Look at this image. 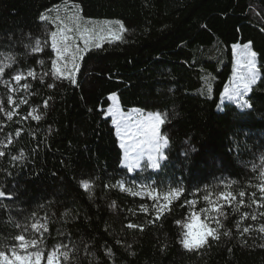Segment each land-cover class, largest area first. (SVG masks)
<instances>
[{
  "label": "trees",
  "instance_id": "1",
  "mask_svg": "<svg viewBox=\"0 0 264 264\" xmlns=\"http://www.w3.org/2000/svg\"><path fill=\"white\" fill-rule=\"evenodd\" d=\"M65 6L84 23L111 19L124 27L118 39L82 53L76 83L68 73L52 72L56 27L50 16ZM245 43L258 61L259 80L246 98L252 107L229 102L221 110L233 47ZM0 64L8 65L0 75V151L6 153L0 157L6 194L0 197V241L11 242L25 226L32 233L37 222L48 227L46 249L66 246L69 257L61 256V264H264V194L258 188L264 172V0H0ZM89 64L107 68L94 102L82 90ZM16 74L27 79L17 83ZM112 95L124 112L166 115L160 133L169 144L159 171L129 174L122 167L123 149L107 116ZM147 178L184 189L159 219L153 201L125 194L117 184ZM222 191L236 198L220 200ZM204 195L223 214L212 211ZM193 199L194 206L185 203ZM202 209L210 210L205 219L211 227L217 226L213 218L221 222L220 239L190 251L181 243L182 223Z\"/></svg>",
  "mask_w": 264,
  "mask_h": 264
},
{
  "label": "snow or ice",
  "instance_id": "2",
  "mask_svg": "<svg viewBox=\"0 0 264 264\" xmlns=\"http://www.w3.org/2000/svg\"><path fill=\"white\" fill-rule=\"evenodd\" d=\"M41 20H47L48 17L42 15ZM57 20L60 18L57 17ZM73 20L74 27H69L64 21H60L57 24V30L51 31V48L55 51L56 59L51 61L52 72L55 76H64L65 73L68 75L65 78L71 79L72 83H76L72 76L78 69V64L76 63L78 58H82V53L89 49L90 46L95 48H100L102 42L105 40V29L100 28H88L81 27L79 24L75 23L74 18H69ZM107 23V22H106ZM120 26V31L124 30L123 24L119 21L116 22ZM110 35L115 36L111 33V30H107ZM75 33L76 35H73ZM115 38H119L115 36ZM77 39L82 42L83 47L77 43ZM235 48L240 49L241 61L238 62L239 67L245 69V71L240 72L236 77L237 83L234 87L229 89L225 87L224 93L228 95L230 99L235 98L241 108H251L252 105L247 99L244 98L241 89L244 92L250 90L251 85L256 82L257 78V67L255 63L256 53L251 51L250 43H245L242 46L236 45ZM40 50V42L37 40L36 46L33 51ZM60 61L62 67L57 66V62ZM40 63H43L41 61ZM68 63H71L72 68H68ZM8 65L0 64V75L3 74L5 67ZM33 71H29L27 76H33ZM47 75V73H45ZM13 79L19 83L21 80L27 79L23 74H16ZM27 88L28 85L23 86ZM51 87V85H50ZM115 99V97H113ZM12 102V98L9 97V103ZM35 111V110H34ZM110 114L113 116V124L116 125V134L121 140V147L124 149V161L126 163V169L129 174H133L137 171H147L149 169L153 171H159L162 167V161L166 159L164 149L168 147L169 140L167 136L162 135L159 131L161 125L164 124L166 120V115H162L159 112L148 113L146 117L134 118L131 115H123L119 109H110ZM31 115V113H29ZM13 113L9 111L7 113L8 119H12ZM39 116H33V119L39 120ZM11 141L9 140V143ZM6 153L0 151V157L5 156ZM12 159H18V157H12ZM261 183L258 185L259 191L264 194V172L260 174ZM128 181L121 180L117 184L122 191H127L133 197H139L144 199L145 197L154 203L152 208L156 212L155 219H159L166 210L170 209L171 204L174 200H179L182 195H184V189L181 187H174L169 185L167 189L156 184V181L147 178L144 181H138L133 179L130 183L132 187H128ZM90 186L89 182L85 181L82 184L84 189H88ZM137 188L139 190H137ZM255 196V193L252 194ZM4 191L0 190V197H5ZM240 197L245 196L244 191L239 192ZM10 198V197H9ZM232 191H222L219 193V199L230 203V200H234ZM203 199L211 205L212 211L221 212L222 206L214 204L210 198V195H204ZM187 205L194 206L197 201L195 199L190 201H185ZM243 204V200L240 201ZM253 203L257 201L253 200ZM140 208L147 212L148 206L141 204ZM206 211L202 209L200 212L192 211L186 223L177 221V223H182L183 229V239L181 241L183 247L187 250H197L205 247L209 244V238L214 240L220 239L219 228L222 227L219 219L213 218L216 223V227H211L210 223H206L201 219V212ZM245 217L247 214H244ZM255 220L256 217L252 216ZM17 227H20L17 225ZM32 233L28 232L27 226L22 228L21 234L11 237V242L0 241V264H44L46 257V264H61V256L64 260H67L69 253L67 251H62V246L60 244L53 245L51 249H46L44 247L43 233L48 231L46 224H41L34 222L31 224ZM128 228H135L138 225L129 223ZM41 229L43 231H41ZM244 232H248L249 228L245 227ZM260 232H264V225L259 229ZM39 232L40 237L38 238L35 233ZM27 233V234H26ZM228 235L226 231L224 233Z\"/></svg>",
  "mask_w": 264,
  "mask_h": 264
},
{
  "label": "rangeland",
  "instance_id": "3",
  "mask_svg": "<svg viewBox=\"0 0 264 264\" xmlns=\"http://www.w3.org/2000/svg\"><path fill=\"white\" fill-rule=\"evenodd\" d=\"M59 17L60 19L57 20L56 18ZM50 18L53 20L56 30H57V24L60 23V21H64L65 23H67L69 25V27H74V23L72 19L69 18H74L75 19V23L79 24L82 28L83 27H88V28H96V29H100L103 28L105 29V39H110V40H114L117 39L115 38V36H119V34L122 32L120 31V26L119 24H116L114 22H117V20H111V19H98V20H93L90 22H82L77 11L75 10L74 7L72 6H65V7H61V8H57L54 9ZM107 22V23H106ZM111 30V33H114L115 36L110 35L108 33L107 30ZM73 35H76L75 33H73ZM77 43L80 44V47H83V44L81 41H79L77 39ZM236 46V45H235ZM242 46V45H241ZM252 51V50H251ZM233 56H234V67H233V73L228 81V84L226 87H228L229 89H231L232 87L235 86V84L238 82L236 77L239 75L240 72L245 71V69H243L242 67H239L238 62H242L241 61V55H240V49L239 48H235L233 47ZM77 63V62H76ZM255 63H256V67H257V78H256V82L254 84L251 85V88L249 91L244 92L243 89H241L244 98L246 99L247 96L250 94V91L252 89V87L257 83V81L259 80V72H258V61H257V55L255 57ZM70 66L72 67L71 63H69ZM106 72H107V68L104 66H95L93 64H89L87 67V71H86V75L83 81V94L85 97V100L87 102H94V95H95V90L97 89V87L100 85V83L106 79ZM113 97H115V99H113ZM111 100V107L108 109L107 111V116L111 118V120L113 121V116L110 114L109 110L110 109H119V111L125 115H131L134 118H143L146 117L148 112L142 111L140 109H131L129 112H124L120 109L119 104H118V99L116 95H112L110 97ZM235 103L237 106H239L237 100L235 98L230 99L228 95H225V93L223 94L222 98H221V102H220V106L219 108L221 110H223V106L225 103ZM241 108V107H240ZM113 123V122H112ZM113 126L116 129V125L113 124ZM160 131V128H159ZM120 144H121V140L118 137ZM123 149V148H122ZM166 149L165 148L163 151L166 155ZM165 160L162 161V165L164 163ZM122 167L126 169V163L124 161V149H123V161H122ZM151 170V169H149ZM153 171V170H151ZM128 187H132L131 183H128L127 185ZM120 189V187H119ZM121 190V189H120ZM137 190H139L137 188ZM121 192L130 195L127 191H122ZM146 198V197H145ZM210 215V210H206L205 214H204V219L201 218L202 220H204L206 222L205 218H208ZM44 264H46V260L44 261Z\"/></svg>",
  "mask_w": 264,
  "mask_h": 264
}]
</instances>
